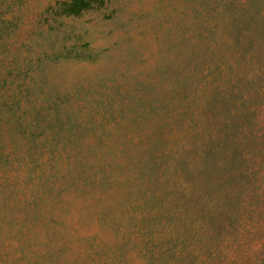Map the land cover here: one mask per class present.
<instances>
[{"label":"rangeland","instance_id":"rangeland-1","mask_svg":"<svg viewBox=\"0 0 264 264\" xmlns=\"http://www.w3.org/2000/svg\"><path fill=\"white\" fill-rule=\"evenodd\" d=\"M61 1L0 0L1 118L11 119L21 96L37 108L44 96H59L61 113L76 109L73 141L86 144L60 136L49 152L45 135L19 148L18 130L7 135L0 264H264V170L226 186L228 172L206 167L199 179L191 171L184 179L174 164L211 130L204 119H171L180 83L197 107L211 89L206 62L188 57L195 0H104L80 15L65 14ZM109 99L112 116L104 114ZM263 147L255 145L257 155ZM75 150L87 158L82 165L70 161ZM143 192L160 217L159 242L134 225Z\"/></svg>","mask_w":264,"mask_h":264},{"label":"trees","instance_id":"trees-1","mask_svg":"<svg viewBox=\"0 0 264 264\" xmlns=\"http://www.w3.org/2000/svg\"><path fill=\"white\" fill-rule=\"evenodd\" d=\"M61 4L65 14L80 15L83 11L102 7L104 0H62ZM190 12L191 24L198 27L193 31L192 36H186L188 37L186 42L193 43L189 48L188 57L189 60L195 58L206 62V69L209 72L207 77L211 78L209 81L211 89L205 94L208 99L203 102L205 106L197 107L192 105L191 89H188L185 82L180 83L177 87L180 90L178 100H171L177 105L173 108L175 112L172 113L171 119L175 123L188 126L192 124L196 126L194 124L202 123L204 119V122L208 121L211 130L209 133L206 132L208 136L206 141L204 140L205 135L199 138L189 150L178 156L179 159L174 164L177 170L183 173L184 179L190 171L192 177L199 179L207 168L218 169L222 173L228 172V175L224 177V182L226 186H231L232 183H238L239 178L243 179L248 171L255 174V171L256 173L258 171L257 168L264 170V147L257 148V151H260L259 155L254 149L257 144L264 145L262 139L264 138V130H262L264 127L262 116L264 108V0H195V3L190 5ZM205 65L202 68H205ZM209 78L204 81L208 82ZM60 102L59 96L48 95L42 98V105L38 106L40 108L25 107L22 104L23 96H21L15 102L17 111H13L11 119H3L0 116L1 168L6 166L9 159L12 160V154L5 152V141L10 138H7V135H10L12 131L18 130L21 134L19 143L14 144L17 148L22 143H27V138L34 134L45 135L46 140H44L45 143L42 142V145H47L49 152L54 151L58 139L55 140L56 137L62 136L66 140L73 141L77 135H80L76 121L71 115L76 109L71 108V112L65 110L61 113L63 108ZM173 103L171 104L174 105ZM94 104L98 109V103ZM99 104L101 105V102ZM112 105V100L109 99L107 107L104 108L105 115H113L109 111ZM80 107L85 108L86 106L82 104ZM30 110H34L33 115L35 116L34 119L29 120V117H33L30 116ZM44 110L48 111L47 117L45 122L40 124L38 115L44 114ZM60 114H64L66 118ZM48 129L52 132L51 137L48 136ZM144 131L148 134V131L145 129ZM48 139H52V142ZM72 145L76 148L86 146L77 141H73ZM147 150L148 148L145 152ZM69 155L67 154L68 159ZM152 156L153 154L147 155L146 160L150 168L156 170L159 163ZM74 158L70 161L75 165H82L83 158L87 160L77 150H75ZM257 158L262 159L256 162ZM250 163L254 164L252 170L249 169ZM53 172L58 178L62 176V172L60 175H56V171ZM52 179L55 178L46 180L51 181L49 186L54 184ZM247 182H249L247 188L254 187L255 182H250L248 179ZM240 183L242 184L243 181ZM148 192L151 191L148 190ZM201 194L198 193L199 198ZM149 195L146 197L143 192V204L132 209V212L136 211L133 219L137 221L134 225L143 235H151L159 242L156 238L158 237L156 228L160 217L156 213L155 206L151 208L149 207L151 204H148L146 208L145 200L149 201L148 203L153 201L152 195L150 197ZM145 208L146 210H143ZM220 215L221 212L211 219L219 218ZM235 221L236 217H233L230 223Z\"/></svg>","mask_w":264,"mask_h":264}]
</instances>
